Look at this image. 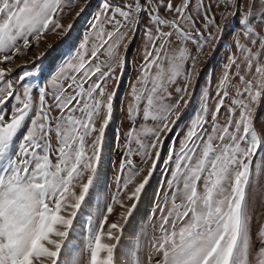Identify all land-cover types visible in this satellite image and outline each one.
Listing matches in <instances>:
<instances>
[{"label": "snow or ice", "instance_id": "obj_1", "mask_svg": "<svg viewBox=\"0 0 264 264\" xmlns=\"http://www.w3.org/2000/svg\"><path fill=\"white\" fill-rule=\"evenodd\" d=\"M76 2L0 0V53L12 52L18 56L21 42L24 48H31V39L38 41L49 31H70L73 24L64 29L62 14L65 7ZM223 2L226 10L235 8L228 15L236 16L243 0ZM87 3L85 0V6L76 13L77 18L85 11ZM191 3L192 0H182L179 5L173 0H128L114 6L105 2L103 14L111 30H105L99 23L93 25L97 42L90 51L83 45L76 62L60 70L52 82L54 92L39 89V103L35 108L31 89L25 87L23 95L15 93L11 80L6 79L5 69L0 68V264H60L78 214L99 175L105 130L116 96L115 90H107V82L118 79L117 67L123 71L125 59L119 56V48L122 44L127 48L124 42L129 32L134 39L141 15L147 14L152 27L145 31L148 45L138 86H133L131 92L128 115L135 119L142 108L145 121L151 119L159 123L135 136V129L130 130V141L134 139L138 148L134 152L127 146L125 155H139L145 164L151 160V166L147 175L135 183L144 169L135 167L132 159L122 160L120 170L121 173L127 171V175L117 176L118 191L112 198L123 207L118 200L120 192L135 184L128 199L139 200L159 161L160 152L155 151L153 159V150L162 143L161 134L171 130L169 123L174 126L181 115L176 109L183 95L175 103L167 104L165 101L171 95L167 85L182 77L184 88L178 87L176 92H186L197 59L190 56L185 47L171 49L172 37L175 35L177 41H193L198 50L218 38L209 33L205 39L194 28L185 29L184 23L195 24V19L189 15ZM201 6L197 5V11ZM255 6V0L248 5L249 8ZM161 8L174 13L173 19L162 18ZM205 19V28L215 27L222 38L227 25H217L214 18L207 16ZM241 23L245 26V35L255 32L249 20L243 19ZM251 43H259L260 51L252 52L236 42L246 72L239 75L242 87L236 88V97L227 106L225 123H219V115L229 96L225 90L227 75L221 81L222 94L218 93L219 99L211 115V131L204 127L208 123L205 118L208 109L204 108L203 114L193 120L179 153L173 154L175 170L171 173L172 179L167 181L170 206L166 200L165 206L159 208L162 215L158 235L151 245L153 254L158 257L156 264H251L247 193L253 176L264 175V162L262 165L254 162L258 151L264 148V133L258 134L254 127L253 107L264 98V36ZM103 53L107 54L106 60H100ZM13 58L3 55L0 63ZM189 60L190 67L185 69ZM231 64L240 66L235 59ZM27 75L29 73L25 72L20 79ZM61 78L63 83H60ZM9 104L11 111L6 117L4 109ZM102 112L103 121L97 127L96 119ZM141 135L150 136L151 142L144 143ZM134 208L135 204L129 214ZM112 211L109 204L106 212L111 214ZM107 219V215L102 216L88 229L84 248L86 264H117L116 251L123 228L112 223L105 229ZM114 232L119 234L114 235ZM258 239L260 246L255 264H264V227L259 230ZM129 264L134 262L129 261Z\"/></svg>", "mask_w": 264, "mask_h": 264}, {"label": "rangeland", "instance_id": "obj_2", "mask_svg": "<svg viewBox=\"0 0 264 264\" xmlns=\"http://www.w3.org/2000/svg\"><path fill=\"white\" fill-rule=\"evenodd\" d=\"M105 2L123 4L128 0H88L85 11L76 17V13L81 7L85 6V0H77L76 4L71 7H65L62 14L61 24L67 29L69 24H73L70 31L65 32L63 29L53 33L51 31L45 33L37 41L31 39V48H24L22 42L19 47L20 55L14 53H0V61L3 55L14 56L7 63H0V68L6 71V79L11 80L12 90L23 95L25 87L31 89V96L34 102V108L39 103V89L45 88L49 93L54 92L52 82L56 79L62 68L69 63H75L78 55L83 51V45H87L90 51L92 45L96 43L94 35V24L99 23L105 30H111L112 26L105 23V15L103 5ZM182 0H173V3L179 5ZM253 0H243L239 5V12L236 16L228 15L235 11V8L224 7L223 0H192L189 15L195 19V24L184 23V27L188 31L193 28L203 37L207 38L209 33L217 36V39L210 40L203 50H198L193 41H177L176 36L172 37L173 44L171 49L185 47L190 56L196 57L195 68L191 82L188 84L187 91L177 93L176 88H184L185 81L182 77H178L173 84L167 85V92L171 95L166 99L167 104L175 103L181 95L183 100L180 102L176 112L180 113V119L173 126L169 123V128L161 134V144L153 150V159H155V151L160 152L157 167L149 179L148 184L142 190L139 200L135 198L128 199V195L134 189L135 184L130 185L126 191H121L118 200L123 203H114L112 198L118 191L117 176L127 175V171L121 173L120 164L124 159H132L135 167L143 168L144 171L135 181L139 183L140 179L147 175L151 166V160L147 164L144 163L141 156H126L127 146L133 151L138 148L135 140L128 136L130 130L135 129L134 136L142 133L145 128L155 127L159 122L151 119L145 121L141 114L135 119L128 115V106L132 101L131 92L133 86H138L137 81L140 75L141 65L144 59L146 46L148 45L145 31L152 27V22L147 14L141 15V21L138 31L132 39L133 33L129 32L128 38L119 48V56L124 57L125 66L123 71L117 67L115 76L118 79H110L107 82L108 91H116L113 101V113L105 130L104 148L102 154L101 167L99 175L94 181L90 194L86 199L77 220L74 224V231L70 235V243L63 250L60 257V264H86L87 253L84 251L86 237L90 226L94 227L104 215L108 216L105 229L112 223H117L123 228L122 239L116 251L117 264H156V257L151 247L153 239L158 235L157 226L160 223L162 213L160 207L165 206V201L169 202L168 195L170 189L167 181L172 179L171 173L175 170L176 156L179 153L182 143L185 141L187 131L191 127L193 120L198 115L203 114L202 109L207 108L208 112L205 118L208 123L204 126L206 131H211V115L215 111L218 102V93L222 94L221 81L225 75L229 77L225 90L229 96L225 98V107L221 109L219 115V123H225L227 119V106L231 105V99L236 97V88L242 87L239 75H244L246 68L242 62V53L237 48L236 42L239 41L252 52L260 51L259 43L253 44V39L259 41L264 36V0H255V7L249 8ZM197 5H202L197 11ZM159 14L162 18L168 20L173 19L174 13H169L161 8ZM100 20L97 21V17ZM214 18L217 25L227 27L223 31L222 38L216 32V28L209 26L205 28L206 19ZM253 17L255 19L253 20ZM120 19V17H117ZM247 19L251 22V26L255 28V32L251 35H245V26L241 20ZM256 25H261L256 27ZM170 31L171 29H165ZM195 36L196 33L193 32ZM129 41H131L129 43ZM43 54V55H42ZM243 55H247L244 53ZM107 54L103 53L100 60H106ZM235 59L240 66L237 68L231 64ZM191 61L185 63V69L190 67ZM11 69V71H8ZM107 70V69H104ZM27 72L23 80L20 79ZM61 78L60 83H63ZM184 101H187L185 104ZM51 100L49 99V103ZM12 103H15L13 100ZM143 107V105H142ZM235 107V106H233ZM254 107V127L258 134L264 133V98L259 100ZM11 111V104L4 109L6 117ZM103 112L96 119L97 127L103 121ZM175 119V116H173ZM27 123V122H26ZM144 143H150V136L141 135ZM90 142V141H89ZM171 157V159H170ZM256 165H262L264 162V148L258 151L254 158ZM105 170L102 172V167ZM264 166V165H262ZM146 196V205L144 211L141 210V201ZM179 202V201H178ZM111 204L113 211L111 214L106 212V207ZM135 204V208L129 214V209ZM140 208V209H139ZM247 209L250 217L249 227L252 245L251 264H255V257L260 246L258 232L264 227V175H254L251 185L247 193ZM91 222V224H90ZM119 233L114 232V235ZM114 243L115 241H108Z\"/></svg>", "mask_w": 264, "mask_h": 264}, {"label": "bare ground", "instance_id": "obj_3", "mask_svg": "<svg viewBox=\"0 0 264 264\" xmlns=\"http://www.w3.org/2000/svg\"><path fill=\"white\" fill-rule=\"evenodd\" d=\"M104 170H105V167L103 166L101 171L103 172ZM144 205H146V196L141 201V210H142V212L144 211V208H145Z\"/></svg>", "mask_w": 264, "mask_h": 264}]
</instances>
